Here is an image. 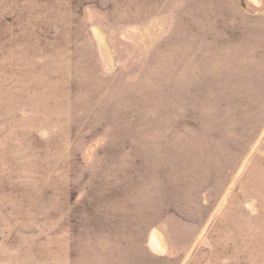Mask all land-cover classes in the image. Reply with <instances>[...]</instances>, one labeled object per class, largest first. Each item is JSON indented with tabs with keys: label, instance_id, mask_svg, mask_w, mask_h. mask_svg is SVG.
I'll return each instance as SVG.
<instances>
[{
	"label": "rangeland",
	"instance_id": "374dc122",
	"mask_svg": "<svg viewBox=\"0 0 264 264\" xmlns=\"http://www.w3.org/2000/svg\"><path fill=\"white\" fill-rule=\"evenodd\" d=\"M0 264H264V0H0Z\"/></svg>",
	"mask_w": 264,
	"mask_h": 264
}]
</instances>
